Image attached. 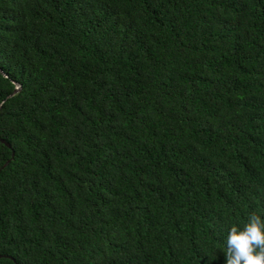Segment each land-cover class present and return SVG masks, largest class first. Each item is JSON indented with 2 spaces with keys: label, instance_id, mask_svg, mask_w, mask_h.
I'll list each match as a JSON object with an SVG mask.
<instances>
[{
  "label": "trees",
  "instance_id": "trees-1",
  "mask_svg": "<svg viewBox=\"0 0 264 264\" xmlns=\"http://www.w3.org/2000/svg\"><path fill=\"white\" fill-rule=\"evenodd\" d=\"M0 68V264H226L264 219V0H0Z\"/></svg>",
  "mask_w": 264,
  "mask_h": 264
},
{
  "label": "clouds",
  "instance_id": "clouds-1",
  "mask_svg": "<svg viewBox=\"0 0 264 264\" xmlns=\"http://www.w3.org/2000/svg\"><path fill=\"white\" fill-rule=\"evenodd\" d=\"M224 248L226 264H264V219L250 213L242 229L231 226Z\"/></svg>",
  "mask_w": 264,
  "mask_h": 264
},
{
  "label": "water",
  "instance_id": "water-1",
  "mask_svg": "<svg viewBox=\"0 0 264 264\" xmlns=\"http://www.w3.org/2000/svg\"><path fill=\"white\" fill-rule=\"evenodd\" d=\"M0 72L1 73H3V71H2V69L0 68ZM4 74V73H3ZM5 75V74H4ZM11 81H12V83H13V88H12V90H11V92L9 93V94H11V93H13V92H15V91H17L18 89H19V87H20V84L17 82V81H15V80H13V79H11ZM8 94V95H9ZM7 95V96H8ZM0 141L1 142H4L5 143V145H8V143L6 142V141H4V139H2V138H0ZM6 162V161H5ZM4 162V163H5ZM3 163V164H4Z\"/></svg>",
  "mask_w": 264,
  "mask_h": 264
}]
</instances>
